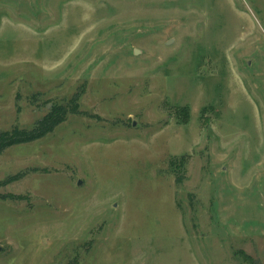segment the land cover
I'll use <instances>...</instances> for the list:
<instances>
[{"label": "rangeland", "instance_id": "1", "mask_svg": "<svg viewBox=\"0 0 264 264\" xmlns=\"http://www.w3.org/2000/svg\"><path fill=\"white\" fill-rule=\"evenodd\" d=\"M79 89L0 153V264H264V0H0V132Z\"/></svg>", "mask_w": 264, "mask_h": 264}, {"label": "trees", "instance_id": "2", "mask_svg": "<svg viewBox=\"0 0 264 264\" xmlns=\"http://www.w3.org/2000/svg\"><path fill=\"white\" fill-rule=\"evenodd\" d=\"M83 95L82 89L77 90L65 102L53 101L48 107V111L32 125L31 128H19L13 126L11 129L0 132V153L6 150L7 147L19 145L26 142H32L45 136L53 131V129L66 120L69 114H87L86 111L82 112L79 108V101ZM37 95L32 96L31 104H35ZM183 118H188L187 108L181 109ZM182 177L175 179L176 183H181ZM4 184L0 182V186ZM2 197V195H0ZM3 198V197H2Z\"/></svg>", "mask_w": 264, "mask_h": 264}, {"label": "water", "instance_id": "3", "mask_svg": "<svg viewBox=\"0 0 264 264\" xmlns=\"http://www.w3.org/2000/svg\"><path fill=\"white\" fill-rule=\"evenodd\" d=\"M135 52H138V50H135Z\"/></svg>", "mask_w": 264, "mask_h": 264}]
</instances>
